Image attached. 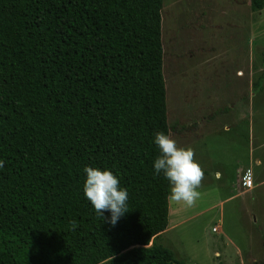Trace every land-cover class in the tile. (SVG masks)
<instances>
[{"label": "trees", "instance_id": "trees-1", "mask_svg": "<svg viewBox=\"0 0 264 264\" xmlns=\"http://www.w3.org/2000/svg\"><path fill=\"white\" fill-rule=\"evenodd\" d=\"M162 3L0 0V264H194L149 245L169 210L153 172L169 135ZM85 166L128 190L114 226L84 196Z\"/></svg>", "mask_w": 264, "mask_h": 264}, {"label": "rangeland", "instance_id": "rangeland-1", "mask_svg": "<svg viewBox=\"0 0 264 264\" xmlns=\"http://www.w3.org/2000/svg\"><path fill=\"white\" fill-rule=\"evenodd\" d=\"M206 1L162 3L169 136L193 148L204 176L191 206L168 199L167 230L149 245L186 263L251 264L264 260V7L249 6L259 20L235 32L206 24ZM229 1L213 0L218 20Z\"/></svg>", "mask_w": 264, "mask_h": 264}, {"label": "clouds", "instance_id": "clouds-1", "mask_svg": "<svg viewBox=\"0 0 264 264\" xmlns=\"http://www.w3.org/2000/svg\"><path fill=\"white\" fill-rule=\"evenodd\" d=\"M153 142L159 149L153 161V172L155 175L162 174L169 182L167 198L191 206L200 196L197 189L204 176L194 158L193 148L178 146L165 132H157ZM4 165L5 161L0 159V169ZM83 193L102 219L105 211L110 213L106 218L110 225L114 226L128 211V190L121 186L119 177L108 168L85 166Z\"/></svg>", "mask_w": 264, "mask_h": 264}, {"label": "crops", "instance_id": "crops-1", "mask_svg": "<svg viewBox=\"0 0 264 264\" xmlns=\"http://www.w3.org/2000/svg\"><path fill=\"white\" fill-rule=\"evenodd\" d=\"M206 3H207V7H208L206 24H209L210 26H213L214 22H216V21H219V22L225 21L226 25L228 27H232L233 26L234 29H235V32H238V30H240V29L243 30L244 24L248 25V17L249 16L253 17L252 13L250 11H248V7L250 6V0H248L247 6H244L243 0H230L229 3H226L228 5V8H227L228 10H226V11H228V12H226L223 9H221V13L222 14H220V15H221L223 20H218L217 17L214 16V14H213V3H214L213 0L206 1ZM244 12L246 14V23H244V21H243L244 20ZM242 17H243V19H242ZM253 18H256V17H253ZM256 19L259 20L258 18H256ZM250 20H251V18H250ZM210 28L212 29V28H217V27H210ZM257 31L258 30L255 31V35L257 34ZM232 35H234V34H232ZM210 49H211L210 50L211 53L215 54L214 53V48H210ZM215 57H216V55H215ZM215 57L213 56V58H215ZM224 59L225 58H223V60ZM239 68H241V66ZM236 75L238 77H241L240 74H236ZM214 227H217L218 230L220 228L219 225H215ZM237 251H238V248H236L235 252H237Z\"/></svg>", "mask_w": 264, "mask_h": 264}, {"label": "built area", "instance_id": "built-area-1", "mask_svg": "<svg viewBox=\"0 0 264 264\" xmlns=\"http://www.w3.org/2000/svg\"><path fill=\"white\" fill-rule=\"evenodd\" d=\"M250 184H251V183H250V181H246V185H247V186H249ZM216 229H217V227H213L212 231H214V232H215V231H216Z\"/></svg>", "mask_w": 264, "mask_h": 264}]
</instances>
